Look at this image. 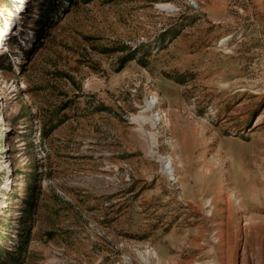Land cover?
I'll return each instance as SVG.
<instances>
[{
    "label": "rangeland",
    "instance_id": "obj_1",
    "mask_svg": "<svg viewBox=\"0 0 264 264\" xmlns=\"http://www.w3.org/2000/svg\"><path fill=\"white\" fill-rule=\"evenodd\" d=\"M23 1L0 264H264V0Z\"/></svg>",
    "mask_w": 264,
    "mask_h": 264
},
{
    "label": "bare ground",
    "instance_id": "obj_2",
    "mask_svg": "<svg viewBox=\"0 0 264 264\" xmlns=\"http://www.w3.org/2000/svg\"><path fill=\"white\" fill-rule=\"evenodd\" d=\"M19 2H24L23 0H18ZM15 22H17V21H15ZM13 25V24H16V23H14V20H5V26H4V28L3 29H1L0 28V35H2L3 33H5L7 30H9V28H11L10 27V25ZM17 28H20V26L17 24ZM7 33V32H6ZM4 37V36H3ZM6 50H8V48H6V47H3L2 46V44H0V51L2 52V51H6ZM20 50V49H19ZM8 112V111H7ZM261 121H256L255 122V125H258L259 123H260ZM7 150H9L8 148H7Z\"/></svg>",
    "mask_w": 264,
    "mask_h": 264
}]
</instances>
